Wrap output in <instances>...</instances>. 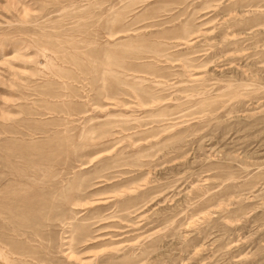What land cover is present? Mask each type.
I'll return each mask as SVG.
<instances>
[{
    "label": "rangeland",
    "instance_id": "rangeland-1",
    "mask_svg": "<svg viewBox=\"0 0 264 264\" xmlns=\"http://www.w3.org/2000/svg\"><path fill=\"white\" fill-rule=\"evenodd\" d=\"M0 264H264V0H0Z\"/></svg>",
    "mask_w": 264,
    "mask_h": 264
},
{
    "label": "bare ground",
    "instance_id": "bare-ground-1",
    "mask_svg": "<svg viewBox=\"0 0 264 264\" xmlns=\"http://www.w3.org/2000/svg\"><path fill=\"white\" fill-rule=\"evenodd\" d=\"M3 257V256H2Z\"/></svg>",
    "mask_w": 264,
    "mask_h": 264
}]
</instances>
